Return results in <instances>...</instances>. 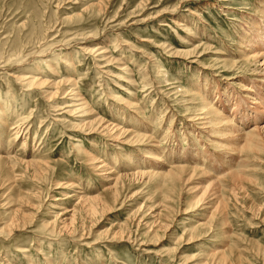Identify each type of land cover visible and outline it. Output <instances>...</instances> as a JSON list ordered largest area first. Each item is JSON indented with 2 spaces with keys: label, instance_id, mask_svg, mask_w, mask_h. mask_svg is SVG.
<instances>
[{
  "label": "rangeland",
  "instance_id": "1",
  "mask_svg": "<svg viewBox=\"0 0 264 264\" xmlns=\"http://www.w3.org/2000/svg\"><path fill=\"white\" fill-rule=\"evenodd\" d=\"M262 7L0 0V264H264Z\"/></svg>",
  "mask_w": 264,
  "mask_h": 264
},
{
  "label": "bare ground",
  "instance_id": "2",
  "mask_svg": "<svg viewBox=\"0 0 264 264\" xmlns=\"http://www.w3.org/2000/svg\"><path fill=\"white\" fill-rule=\"evenodd\" d=\"M262 14H263V16L260 18V19H262V20H260V22H261V24H263V27H264V7H262ZM248 28V27H247ZM253 32H251L250 33V35L252 34ZM256 36L254 35V36H252V37H250V35L249 34H247V30L243 33V38H247V39H245V40H247V41H245L246 42V47H248V49L247 50H249V51H252V56H250L249 58H251V60L252 61H254V64L256 65V66H260V67H263L264 68V32L262 31V32H257L256 31ZM246 52V51H245ZM28 83V85L29 86H32L31 85V83H30V81L29 82H27ZM34 84V83H33ZM247 93L248 92H250V90L249 89H247V91H246ZM187 94V93H186ZM199 95V94H198ZM186 96H188V94L186 95ZM253 96V98H250L251 100H250V104H252L253 105V107L251 106L250 108H252V119H254V120H252L251 122H253L252 124H253V128L249 131L250 133L248 134V133H246L245 135H248L247 136V138L246 139H248L251 143V145H253V144H257V142L256 141H258V136L256 135V133H259L260 131H264V125L263 126H258L257 124H255L254 123V121L256 120V119H258V116L259 117H261V113H263V109H264V105H261L262 104V98L259 96V95H252ZM201 97V96H200ZM200 97H198V99L200 98ZM244 98V97H243ZM247 98V97H246ZM257 98H258V100H257ZM218 99V98H217ZM234 105H235V103H233ZM259 105H261L262 107H258ZM219 106H221V105H219ZM218 106V107H219ZM218 107L217 108H215V107H212V111H213V113L214 114H218L220 117V121H219V123L218 124H222V123H225V124H228L229 125V123L231 124V122L229 121V119L231 120V118H227V117H225V115L224 114H221V113H219L218 112ZM220 108H222L223 110H225L224 108H223V105H222V107H220ZM202 111H206V109H202ZM225 113V112H224ZM232 114V113H231ZM264 114V113H263ZM217 116V115H216ZM251 116V113L250 114H246V121H248L249 120V118H251L250 117ZM196 117V115L195 116H190V119H191V121H196V122H198V123H196V125H198V126H200V127H202L203 128V130L206 128V129H209V128H207V126H206V123H203L202 122V120H201V118H203V121L205 122V116H203V117H201V118H196V119H194ZM244 118V117H243ZM233 119V118H232ZM241 119V118H240ZM188 121V120H187ZM207 122H209L208 123V125L210 124L211 125V127H212V124H211V121L210 120H208ZM191 123H194V125H195V122H191ZM113 126H115V125H113ZM113 126H110L109 125V127L107 126L105 129H106V132H112L114 135V138L116 137L117 138V134H121V131H120V129H118V128H114ZM219 126V125H218ZM222 126V125H221ZM232 126H233V124H232ZM111 127V128H110ZM116 127V126H115ZM210 127V126H209ZM236 126H234V128H235ZM104 128V127H103ZM102 128V129H103ZM201 128V129H202ZM214 128H215V126H214ZM237 128V127H236ZM211 129V128H210ZM198 130H200V129H198ZM105 131V130H104ZM200 131H202V130H200ZM210 131V130H209ZM208 131V132H209ZM235 131V130H234ZM17 133V132H16ZM211 132H209L208 134H210ZM157 145V144H156ZM150 155V154H149ZM152 157V156H151ZM175 158V157H174ZM154 159V158H153ZM167 166V165H166ZM168 167V166H167ZM172 167V166H171ZM175 167V166H174ZM177 168H178V170L177 169H175V170H177L178 172H179V167L177 166ZM182 168V167H181ZM185 168V167H184ZM184 168H182V169H184ZM145 169V168H144ZM153 169V168H152ZM174 170V171H175ZM170 171H172V170H170ZM173 171V172H174ZM184 171H186V169L184 170ZM188 171V170H187ZM177 172V173H178ZM181 173V172H180ZM179 173V174H180ZM183 173V172H182ZM166 174V173H165ZM168 174H171V172L169 173L168 172ZM173 174V173H172ZM171 174V175H172ZM168 176V175H167ZM155 216V215H154Z\"/></svg>",
  "mask_w": 264,
  "mask_h": 264
}]
</instances>
